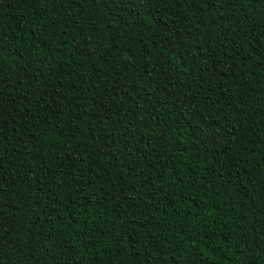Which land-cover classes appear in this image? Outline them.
Listing matches in <instances>:
<instances>
[{
	"label": "trees",
	"instance_id": "1",
	"mask_svg": "<svg viewBox=\"0 0 264 264\" xmlns=\"http://www.w3.org/2000/svg\"><path fill=\"white\" fill-rule=\"evenodd\" d=\"M0 264H264V0H0Z\"/></svg>",
	"mask_w": 264,
	"mask_h": 264
}]
</instances>
